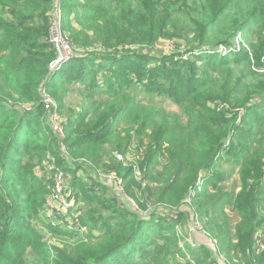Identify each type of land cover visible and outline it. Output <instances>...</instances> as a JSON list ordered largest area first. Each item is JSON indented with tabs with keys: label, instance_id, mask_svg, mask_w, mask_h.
I'll list each match as a JSON object with an SVG mask.
<instances>
[{
	"label": "trees",
	"instance_id": "trees-1",
	"mask_svg": "<svg viewBox=\"0 0 264 264\" xmlns=\"http://www.w3.org/2000/svg\"><path fill=\"white\" fill-rule=\"evenodd\" d=\"M55 2L0 0V264H208L204 257L173 258L187 254L175 231L186 215L168 206L185 208L188 199L226 264H264L256 246L264 233V0H62L63 30L76 56L53 70ZM162 38L197 55L173 84L157 78L171 67L153 50ZM236 39L243 51L223 55L236 48ZM103 60L109 85L91 80L106 71ZM187 79L190 87L175 97L184 119L136 91L152 82L177 95ZM76 82L85 89L84 103L61 114L66 154L41 93L48 91L62 109L68 84ZM131 148L137 155L127 165ZM225 153L239 179L232 191L219 184ZM43 160L52 171H73L74 181L88 187L83 198L67 181L69 198L76 190L77 213L91 206L81 227L94 223L97 232L73 221L63 232L72 242L58 247L33 229L51 194L36 170ZM90 163L124 180L139 174L151 201L141 208H158L150 214L127 209L107 193ZM225 203L237 212L234 225L227 212L216 213ZM21 228L35 235L23 236ZM12 237L22 248L4 262ZM211 264L220 263L214 258Z\"/></svg>",
	"mask_w": 264,
	"mask_h": 264
},
{
	"label": "rangeland",
	"instance_id": "rangeland-1",
	"mask_svg": "<svg viewBox=\"0 0 264 264\" xmlns=\"http://www.w3.org/2000/svg\"><path fill=\"white\" fill-rule=\"evenodd\" d=\"M236 48L232 51H227L225 50V52H223V55H227L228 53H232V54H236L239 53L241 51H243L244 47H242L240 45V40L236 39ZM159 43V44H158ZM153 50L155 51V53H157L158 55H166L167 58H169V63H170V68L165 69L168 73V75H165L164 73H160L158 74L157 78L160 80L162 79V82H167L165 84H173L176 80V78L178 76H180V74H186L187 72H189V64L188 61L192 60V58L197 57L196 54H191V55H186L184 53V49H178L176 48V46H174L173 44V40L171 41V39H167V38H162L160 40V42H158ZM144 49H149L148 47L144 46ZM147 52V51H146ZM180 58L183 59H188V60H184V61H180ZM70 60L72 59H67V61H65V63H63L62 65H60L59 67L62 68L64 66V64H67L70 62ZM174 61V62H173ZM176 61V62H175ZM262 61V68H264V56L261 59ZM133 64V63H132ZM76 68H78L77 65ZM109 63L107 60H103V67L105 68V72L101 71L99 73L94 72L92 74V78L91 80L94 82V80L99 81V83L104 84L107 83L109 85V82L106 80V78H110L111 76V72L108 69ZM166 66L168 67V64H166ZM59 69V68H58ZM57 70V69H56ZM261 71H264V69H262ZM71 72H73V74L75 75L77 72L76 70H72ZM124 76L121 75V78H123ZM166 79H164V78ZM119 78V77H118ZM192 83V81L190 79H187V81H183L182 84V90L176 95V94H172L171 91L168 90H162L160 88L159 84H152V82H144L142 83V85L140 87L137 88V94L139 95V97L141 99H144L146 101H151L153 103H160L161 105H163L170 113L175 114L177 117H179L180 119H184V115L180 109V107L177 105L176 102V96H182L184 94L185 89H188L190 87V84ZM68 90L66 92V96L63 100L64 104H65V108L60 109V101L55 100L53 102H56V105L58 107V113L61 115H68L70 111L74 110V111H78L80 110V106L84 103V98L82 96V94H84V88L78 84V82H76L75 84H68L67 86ZM86 93V92H85ZM87 94V93H86ZM28 107H30L29 105H27ZM46 110L47 107L45 106ZM79 132L75 133V135H73L74 137L77 136L76 134H79ZM121 154V153H120ZM122 155V154H121ZM137 155V151L134 148L130 149V152L128 153V163L129 162H134L135 163V156ZM51 156V155H49ZM123 156V155H122ZM222 160H220L221 165L219 166L218 171L224 173V180L223 182H220V186L223 188L224 191H232L233 188H235L237 186V184L239 183V179L237 176V172H235L236 168L234 167L233 164L231 163H227V158H228V154L225 153L222 156ZM134 161H133V160ZM73 161H75L73 159ZM226 161V162H225ZM52 162H55V160L53 159ZM93 167L96 168V174L97 176L100 178V180L102 179V177L99 174L100 172H108L109 174H111L109 171H105L102 168H98L97 165L90 163ZM49 163L48 160L47 161H41L40 163L36 164V170L39 174H42V176H44V181L43 183L48 187L49 189V194L52 191V188H54L53 186V179H52V174L53 171L50 170L49 167ZM17 169V168H16ZM18 170V169H17ZM50 170V171H49ZM49 172V173H48ZM52 172V173H51ZM84 171H81V173L83 174ZM106 173V175L108 174ZM115 173V172H114ZM118 176H120L122 178V175H119L118 173H116ZM139 174H136V177H132V178H128V179H123L124 182V186H125V193L127 195V197H123L121 196L122 194L118 191V189L111 183L109 185L106 184V186L108 187V189L106 190L108 194L115 196L117 198V201L124 207H126L127 209H132L133 208H140L142 209V211L144 210L146 213L150 214L152 211L156 210L158 208V206H148L146 209L141 208V206H145V204L149 203L151 204V201L147 200V196L145 194V186L141 183L140 179H139ZM68 184L70 187L76 188V190H79L81 192V195L83 198H85L87 192H88V187L85 186L84 184L80 183V182H75L74 181V172L73 171H68ZM132 184L130 191L128 188V183ZM74 183V184H72ZM141 183V185H140ZM210 189V187H208ZM75 190V189H74ZM72 189L71 191V198L70 200L73 201V208L71 211V215L68 216H59V215H53L52 214V208H47V206L45 207V210L43 212H41L36 219L34 220V224H33V229L34 230H38L40 229V231L42 232V234H44V238L47 240H50L55 246L58 247H64L66 244L71 243L72 241L69 240L65 233L64 230L67 229L66 225H69L70 223H72L75 219L77 220L78 225L82 223V216L84 217L88 211L90 210L91 206L88 203H85V205L81 208V211L83 212V215L80 212L77 213L76 209L80 206L76 203V195H75V191ZM74 191V192H73ZM70 192V191H69ZM125 199V200H124ZM198 202V201H197ZM48 204V202L46 203ZM183 204H181V206H168V208L170 210L173 211H182L183 210ZM133 207V208H132ZM187 207V205H186ZM193 209L197 212L196 216L198 217V222L201 226L200 230H198L196 228V230L192 231V225L191 223L193 222L192 220V214L191 211L189 210H184V214L186 215L185 218H183V222L179 223L175 226V231H177V234L179 235V245L183 248L186 249L187 254H181L180 257L178 256H174L173 258L175 260H178L179 258L181 259V261H195V259L197 258H206V262L208 264H211L212 259L217 258L218 262H223V261H219V260H224L225 262V253L220 251V253L218 254V247H215L214 244V240H216L209 231H207L203 225V218L200 216V213L197 211L196 208V202H193L192 204ZM137 209V210H138ZM221 212H227L230 216H231V224H235L237 222L238 219V215L237 212L234 211L232 209V206L230 204H223L221 207H219L216 210V213H221ZM107 215H105L106 217ZM167 218H169L168 216H166ZM207 219H204V222ZM83 225V224H82ZM97 227V224H91L89 226H84L82 228V230L85 231H90L93 230L94 232H97L96 230H94ZM264 229L261 228V230ZM22 231V235L23 236H30L31 238H33V236L35 235L34 233H32V230L30 232H27L26 230H23L22 228L20 229ZM172 232H174L172 230ZM197 234H202L204 235L206 238H208L207 241H202L201 239L197 238ZM12 243L10 248H8L7 250L4 251V256L3 259L5 260L4 262H6V260L12 259L15 256V252H17L18 250H20L22 248V244L20 242V240L16 237H12ZM191 249H190V248ZM200 247H207L209 248L210 252L204 249H199L197 250V248ZM217 250V252H216ZM214 255V256H213ZM220 256V257H219ZM221 264V263H220ZM225 264V263H223Z\"/></svg>",
	"mask_w": 264,
	"mask_h": 264
},
{
	"label": "built area",
	"instance_id": "built-area-1",
	"mask_svg": "<svg viewBox=\"0 0 264 264\" xmlns=\"http://www.w3.org/2000/svg\"><path fill=\"white\" fill-rule=\"evenodd\" d=\"M61 2L62 0H56L55 2V9L53 13V19H52V24L50 27V32H49V40L50 42L54 45V48L57 53L56 60L52 62L51 64V69L56 70L60 68L59 66L65 63L67 59L71 55H75V51L73 47L71 46L70 42L67 39V35L63 30V12L61 9ZM42 100L45 103V106L47 107L49 111V122H50V127L52 130L58 135L60 143L59 147L61 150H63L67 154V148H66V143H65V137H66V132L65 128L63 126V117L58 113V107L56 105V102H53L54 99L51 97V95L46 91L45 89L42 90ZM116 157L119 160L123 159V156L119 153H115ZM54 166H51V169H53ZM108 172H100L99 174L102 177V182L106 185L113 184L118 191L122 194L123 197H127L125 193V186L123 179L118 176L114 172H110L111 174H107ZM139 173V172H138ZM52 179H53V186L51 194L48 198V204L47 208H52V214L53 215H59V216H68L71 215V211L73 208V201L70 200L69 195H68V186H67V181H68V175L65 172L63 168L60 167H55L53 170L52 174ZM187 207L183 208V210H189L191 211L192 214V220L193 222L191 223L192 225V231L200 230L201 226L198 222V217L196 216L197 212L193 209L192 204L193 201L192 199H188L187 202L185 203ZM76 221V226L79 227L80 224L78 225L77 220ZM215 247L217 246V240H214ZM256 246H258L259 251H264V233L259 232L257 235V241H256ZM217 252V250H216ZM218 250V254H219ZM220 257V256H219ZM223 261L220 262L221 264L225 263L223 258Z\"/></svg>",
	"mask_w": 264,
	"mask_h": 264
},
{
	"label": "crops",
	"instance_id": "crops-1",
	"mask_svg": "<svg viewBox=\"0 0 264 264\" xmlns=\"http://www.w3.org/2000/svg\"><path fill=\"white\" fill-rule=\"evenodd\" d=\"M197 238L201 239L202 241H207L208 238H206L204 235L202 234H197Z\"/></svg>",
	"mask_w": 264,
	"mask_h": 264
},
{
	"label": "water",
	"instance_id": "water-1",
	"mask_svg": "<svg viewBox=\"0 0 264 264\" xmlns=\"http://www.w3.org/2000/svg\"><path fill=\"white\" fill-rule=\"evenodd\" d=\"M76 55H71L70 57H69V59H72V58H74Z\"/></svg>",
	"mask_w": 264,
	"mask_h": 264
}]
</instances>
